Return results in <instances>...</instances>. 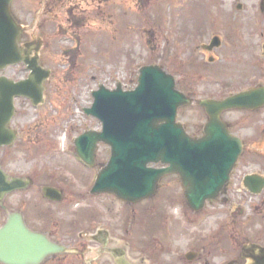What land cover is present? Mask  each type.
Instances as JSON below:
<instances>
[{
	"label": "rangeland",
	"instance_id": "rangeland-1",
	"mask_svg": "<svg viewBox=\"0 0 264 264\" xmlns=\"http://www.w3.org/2000/svg\"><path fill=\"white\" fill-rule=\"evenodd\" d=\"M262 1L12 0V15L24 33L19 43L42 39L39 63L51 75L43 84L44 103L33 107L27 100L15 101L16 114L10 126L17 141L10 148L0 149V165L11 178L35 177L36 187L32 193L19 196L15 192L4 200L6 209H0V226L4 216L17 207L39 229L46 230L55 221L81 224L90 237L75 242V247L85 264H112L118 257H125L131 264H154L143 252L145 245L149 246L146 251L150 256L163 252L160 261L166 264H198L184 259L197 248L189 241L192 237L205 239L217 229L215 221L220 220L228 224L232 239H224L230 242L237 236L264 237V218L260 211L253 212L256 197L239 191L243 175L254 171L250 162H240L233 171L229 192L213 207L216 217L185 230L180 218L176 219L181 222L179 226L160 227L155 214L167 204L176 208L172 214L177 216L181 209L178 205L185 204L175 176L160 181L156 198L150 201L128 205L91 196L89 191L100 169H83L73 145L84 132L101 129L99 121L84 114V109L92 105L91 93L101 85L108 90L117 84L124 91L134 90L138 70L143 66H161L174 77L177 89L190 95L193 103L178 111L177 120L191 136L199 134L206 122L199 101L263 87ZM214 38L219 46L208 51ZM0 74L15 80L27 76L23 66L10 67ZM262 109L257 115L231 111L222 116L226 123L239 120L241 126L248 127L246 131L234 129L235 136L257 138L249 148L251 160L255 150L264 155V136H258L264 129ZM99 151L97 163L104 166L109 150L100 145ZM83 176L86 179L79 181ZM50 184L63 190L65 199L59 205H48L39 191L33 198L36 189ZM20 199L24 200L23 206L19 205ZM97 225L103 236L94 240ZM159 232L167 238L165 249H159V238L153 240L162 236ZM170 241L175 250L169 247ZM100 252L106 257L97 261Z\"/></svg>",
	"mask_w": 264,
	"mask_h": 264
},
{
	"label": "water",
	"instance_id": "water-1",
	"mask_svg": "<svg viewBox=\"0 0 264 264\" xmlns=\"http://www.w3.org/2000/svg\"><path fill=\"white\" fill-rule=\"evenodd\" d=\"M10 3L11 0H0V72L22 64L28 76L18 82L0 77V148L11 146L16 138L8 127L14 115V99L26 98L38 106L43 102V83L50 77V71L38 65L43 41L37 38L18 44L23 28L14 20ZM260 6L264 13V1ZM218 46L219 41L214 38L207 49ZM91 95L93 103L84 113L99 120L102 128L100 132H84L74 140L76 155L91 165L97 144L110 147L109 160L98 172L91 193H108L136 204L153 197L162 178L177 175L186 203L194 211L202 209L206 201H215L223 192L242 152V142L229 133L221 114L253 110L264 103V87L223 100L199 101L207 122L203 135L193 139L176 122L178 109L190 105L191 100L175 89L174 78L160 66L141 67L134 90L123 91L120 84L114 90L99 86ZM156 164L164 168L148 167ZM30 184V180L9 179L0 168V200ZM243 185L257 195L264 187V177L246 176ZM49 192L44 191L47 198ZM63 251L44 236L29 231L16 214L0 228L3 264H39L47 255ZM249 251L250 264H264V248L252 246Z\"/></svg>",
	"mask_w": 264,
	"mask_h": 264
},
{
	"label": "flooded vegetation",
	"instance_id": "flooded-vegetation-1",
	"mask_svg": "<svg viewBox=\"0 0 264 264\" xmlns=\"http://www.w3.org/2000/svg\"><path fill=\"white\" fill-rule=\"evenodd\" d=\"M22 34H24V33H22ZM22 34H21V36H22ZM18 41L19 42L21 41L20 38ZM210 62H212V60H210ZM0 76H1V74H0ZM18 80H20V79H16V80L12 79V81H18ZM262 86L264 87V85H262ZM256 87H259V85L255 86V87L253 86L252 88H248V89L240 91V92H244V91L256 88ZM186 95H188V97H190L189 94H186ZM220 99H222V98H220ZM18 100H20V99H16L15 101H18ZM191 100H192V98H191ZM260 109L264 110V103L261 107L253 109V110H239V111L242 112L243 114L246 113V114H250V115L251 114L257 115L258 112L260 111ZM226 113H228V112H226ZM226 113H224V114H226ZM15 114H16V111H15ZM13 119H14V117H13ZM240 122L241 121H239V120H237V122L235 124H233V123L229 124V123L225 122L232 135L236 134L234 129H236V131L237 130H239V131L245 130L246 131L248 129V127H245V125L241 126ZM11 124H12V121H11L10 125ZM188 134L190 135V133H188ZM201 135H202V128L199 131V134H196L193 136L190 135V136L193 138H198ZM258 136H260V137L264 136V129H262L260 131V134H258ZM238 138L241 139L243 149H242V154H241L240 158L238 159V162H237L234 170L236 169V167L239 165L240 162L245 163V164L250 162L251 164L249 166H252L254 168V171H249L245 175H253L254 174L257 176H263L264 177V155L260 154L258 150L254 151L256 153L254 155H252V160L250 159V155H249L250 154L249 148H252V145L256 143L257 138H254L253 135L251 136V139H244V138H241V136H239ZM15 144H16V142L14 143V145ZM99 146L95 147L93 162L89 166L84 165V163L75 155V158H77V160L83 165V167H82L83 169L85 168V169H92L93 170L96 166H98V169L102 168L103 165L97 163V158H98L99 153H100ZM105 148H107V147L105 146ZM1 149H3V148H1ZM74 154H75V151H74ZM156 167L160 168L162 166L157 165ZM243 169H250V168H245V166H243ZM232 177H233V172L230 176V180H229L228 184L224 187V190H223L224 192L219 196V199L221 197H225L227 192H229ZM27 178L31 180L30 186H28L24 189L13 190L11 193L5 195L0 201V209H2V210L6 209V205H4L3 202L12 193L16 192V193H18L19 196L24 195L27 192L32 193V188L34 187V189H35V187H36V180H35V177H34V179L29 178V177H27ZM175 178L179 181L177 176ZM85 179L86 178L83 176L79 179V181L85 180ZM74 181L76 182V180H74ZM66 183H68V180L66 181ZM179 184H180V182H179ZM240 186L242 188H241V190L239 189V191H243L246 194H248L249 196H251V194L243 186L242 181L240 182ZM46 189L51 191V192H49L50 198H47L44 195V191ZM36 191H39V194H40L42 200L45 201L48 205H53V206L59 205V203L63 202L65 199V195L63 193V190L59 189L58 187H56L52 184H50L48 186L44 185V187L41 186V187H39V189H36L35 195L33 197L34 199L36 197ZM89 194H90V191H89ZM90 195L91 196L105 197L106 199H108V201L109 200L116 201V198L110 194H102V195L90 194ZM154 197L156 198V196H154ZM154 197L147 199V200H144V201H150ZM256 199H257L258 203H257V205L254 206L253 212L257 213V211H260V213H261L260 216L262 218H264V212H263L264 211V187L262 188L261 193L259 194V196L256 197ZM23 202H24V200L20 199L19 205L23 206ZM217 202L205 205L204 208L198 212H194L193 210H191L187 204L178 205V207H180L181 209L177 208L179 210V214L177 216H174L172 214L173 210L177 211L176 208H173L171 205L162 204V206L159 207L160 210L155 214L158 217L157 221L159 222L158 224L160 227H162V226H168L169 227L171 225L179 226V223L184 222L183 228H185V230H187L188 226H189V228L191 226L197 227L199 224H202L203 221L206 222L210 219L212 221V219L216 217L214 210H213L214 209L213 207L216 206ZM73 203H75V202H73ZM128 205H130V204H128ZM18 208L19 207H17L16 210L13 212H8L4 216L3 225H4V223H6V221L8 220V218L11 215L16 214L19 217H21L24 225L26 226V228L29 231H31L34 234H39V235L44 236L50 243H52L56 246L62 247L64 249L63 252L53 253V254L47 255L39 264H85L84 262L81 261L84 258L80 257V253L78 252V247H75L76 246L75 242L78 241V242L82 243L83 241L87 240V238H86L87 236L90 237V235H88L87 232L84 230V226H82L81 224L80 225H76V224L72 225L69 223L67 224V222L61 224L59 221L58 222L55 221L46 230L45 229H39L36 226H34L31 223V220L27 219L28 216L24 215L22 213V210L20 208L19 209ZM31 216H32V214H31ZM230 217L232 218L231 220L233 221V224H236L237 220L234 219L232 217V215H230ZM178 218H180L181 222L176 221V219L178 220ZM225 220H227V219L225 218ZM215 222H216V224L215 223L214 224L217 225V229L215 231H210V234L207 235L205 237V239L200 240V239H196L195 237H192V240L189 241L190 245H196L197 248H195V250H191L186 255H184V259L186 260V262L198 263V264H250L249 256H250L251 252L249 251V248L252 246H259L261 248H264V237H262L260 235H256V236H252V237L237 236L239 239L235 238L234 242H232V241L230 242L228 240H225L224 239L225 237H227L230 240L232 239V236L228 235L229 234L228 233L229 228H228V224H226L227 222H225L224 220L223 221L222 220L215 221ZM96 228L97 229L95 231L94 240H98L103 236L102 229L98 225ZM99 228L101 230H98ZM174 228H177V227H174ZM66 229H68L70 231H66ZM113 229H114V227H113ZM109 231H110V229H109ZM159 233L162 236L155 237V238H153V240L159 238L158 240H156L157 242L160 243L161 248H159V249H165L168 245L166 247H164L163 242H164V240L166 241L167 238L164 236L165 235L164 233H162V232H159ZM160 238L162 240H160ZM226 241L229 242V244H227L229 247L225 244ZM203 243L205 244L204 246H203ZM172 244H173L172 241H170L169 247H171L173 249ZM221 245H226V247H221ZM236 245H238V246H236ZM148 247L149 246L145 245V247H144L145 251H143L147 258H149V257L152 258L154 264H166L165 262L160 261V255L163 252L158 251L157 253H154L156 255V257L150 256L149 255L150 252H148V250L146 251V249ZM173 250H175V249H173ZM116 254L117 253H114L113 258L116 257ZM98 255L100 257L96 256V258H95V260H97V261L100 260L101 258L106 257V255L103 256V252H102V254L100 252ZM229 256H231V257H229ZM178 259H180V257ZM178 261L180 262V260H178ZM0 264H3V263L0 262ZM101 264H103V263H101ZM112 264H131V263L125 257H118L117 259L113 260Z\"/></svg>",
	"mask_w": 264,
	"mask_h": 264
}]
</instances>
